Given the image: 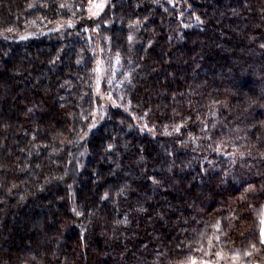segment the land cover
<instances>
[{"label": "trees", "instance_id": "16d2710c", "mask_svg": "<svg viewBox=\"0 0 264 264\" xmlns=\"http://www.w3.org/2000/svg\"><path fill=\"white\" fill-rule=\"evenodd\" d=\"M91 1L0 0V264H264V0Z\"/></svg>", "mask_w": 264, "mask_h": 264}, {"label": "rangeland", "instance_id": "374dc122", "mask_svg": "<svg viewBox=\"0 0 264 264\" xmlns=\"http://www.w3.org/2000/svg\"><path fill=\"white\" fill-rule=\"evenodd\" d=\"M112 0H92L87 8V14L91 18H98L102 14H104L105 10L109 6ZM172 5H176V3L180 0H168ZM70 26H72L70 24ZM65 28L64 24H57L53 26L49 32H57L61 31ZM95 35V36H94ZM92 36V40L96 39L95 43V56H96V64L94 71V91L97 97V103L99 104L96 107V113L92 121V124L86 134L83 136L84 138L88 137L97 127H99L108 112L109 106L116 107L118 104L116 103V99L114 98V88L116 86V74L118 72V67L116 66L118 62L114 58L103 59L104 50H102L99 44V37L97 34ZM32 34L29 33L25 35L22 39H26L31 37ZM112 63H114L113 66ZM116 70H115V69ZM115 73V74H113ZM137 126H140L143 131H148L146 124L143 119H139L138 117L133 116ZM264 229V223H263ZM264 239V235H263ZM214 251H209L208 256L203 259H194L186 264H248L251 259L245 257H236L232 256L226 251H222L220 249L213 248ZM254 264L253 260L252 263Z\"/></svg>", "mask_w": 264, "mask_h": 264}, {"label": "snow or ice", "instance_id": "6c2138e0", "mask_svg": "<svg viewBox=\"0 0 264 264\" xmlns=\"http://www.w3.org/2000/svg\"><path fill=\"white\" fill-rule=\"evenodd\" d=\"M109 147H111V145H110ZM106 195H107V194H106ZM261 233H262V235H264V229L261 230Z\"/></svg>", "mask_w": 264, "mask_h": 264}]
</instances>
